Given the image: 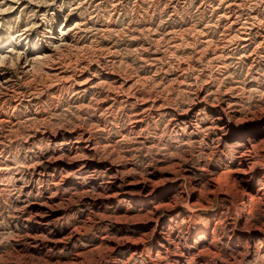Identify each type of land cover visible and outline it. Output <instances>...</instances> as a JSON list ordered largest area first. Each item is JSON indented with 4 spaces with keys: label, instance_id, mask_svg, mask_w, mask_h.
<instances>
[{
    "label": "rangeland",
    "instance_id": "rangeland-1",
    "mask_svg": "<svg viewBox=\"0 0 264 264\" xmlns=\"http://www.w3.org/2000/svg\"><path fill=\"white\" fill-rule=\"evenodd\" d=\"M63 24L54 67L89 64L98 84L1 68L0 264H264V199L235 211L183 179L231 182L246 153L264 187V0H0L3 44L26 32L49 48ZM80 134L99 153L81 176L51 163ZM133 180L165 181L137 199Z\"/></svg>",
    "mask_w": 264,
    "mask_h": 264
},
{
    "label": "bare ground",
    "instance_id": "bare-ground-1",
    "mask_svg": "<svg viewBox=\"0 0 264 264\" xmlns=\"http://www.w3.org/2000/svg\"><path fill=\"white\" fill-rule=\"evenodd\" d=\"M233 25H234V23H233ZM72 28H73V26L69 27L67 24H63L61 26V28H60L59 33L55 34L54 36H52L50 38V42L49 43H50L51 47H49V48H44L42 46L41 42H37L36 44L32 43L30 37L27 36L26 32H24V33L22 32V34L17 35L15 37V39L8 40L4 44L2 43V41H1L2 39L0 38V86L5 84L3 82L4 81L3 80V76H2L3 73L1 71V68H3L7 64L16 63L18 65H21V69L23 71L22 73H24V74L32 73L33 71H35L39 67H46V69H49V73H48L49 74V76H48L49 79L59 78L61 80L60 81L61 83H59L58 85L64 86L67 89H72L70 91H77L78 93H81V92H87L88 88H90V87L94 88L98 84L97 82H98L99 79L96 80V77L91 74V70H90V65L89 64H87V65L85 64L83 67H80V68L77 67L78 65L76 66L77 68H72L71 66H65V65L62 66L61 64H60L61 66L59 65V67H57V66L54 67V65H53V61H56V62L59 61V59L54 58L56 53L61 51L63 48L70 47V42H69L70 40L68 41L69 44H66L67 43L66 42V40H67L66 38H67L68 33L71 31ZM245 39H246V37H245ZM49 62H52V63H49ZM60 62H62V61H60ZM60 62H57V63H60ZM94 75H96V74H94ZM105 75L110 77V75H112V73H110V71H109ZM129 83H131L129 80L123 79L122 82L120 83V86L125 89L126 85L129 84ZM126 91H127V89H126ZM116 94H117V92H116ZM104 98L106 99V97H104ZM147 106L148 105H147V103L145 101L140 105V107L142 109L144 108V110H148L149 106H148V108H147ZM137 127H138L137 125H134L135 129ZM39 137H41V136H39ZM61 153H63L62 156L52 160L51 163L55 167L58 166L57 168L62 167L61 168L62 171L65 170V168H67L66 170H69V171H71L73 173H76L77 175L79 174L80 176L82 174H84L86 172V170L88 171V169L90 168L89 157L93 156V158H94V156L96 154H99L98 153V149H97L96 141L94 139H91L90 136H87V134H80L78 136V141L73 143L68 150L62 149ZM64 155H66V158H67L68 162H67V160L64 159ZM249 157L250 156L248 154H246V153L242 155L241 160H240L241 162L238 165L239 166L238 169L235 170L234 172H232L237 177H236V179L231 180V182H229L230 180L227 179L228 178L227 175L230 174V173H228V174H222L220 176H212L211 179L208 180L207 182H203L202 184H199V181L196 180L195 176H189L188 175V171L187 170H185L183 172V179L188 181V183L191 186V189L194 191V193H199V187L203 188L202 190H200V193L206 192L207 195H212V197L214 196L216 198L220 197L222 199H225V200H227L229 202V204L232 206V208L235 211L238 210V211L244 212L245 211L244 209L246 207H249L251 204H256V203L259 204L264 199V187L259 189L258 190L259 192L257 194H254V190H253L254 189V182H252V177H253V171L258 166V163L254 162V160L251 159V158L249 159ZM66 165H67V167H66ZM197 171L199 172V169ZM201 171H204L203 168L201 169ZM227 180H228V183L226 182ZM164 181L165 180L160 181L159 183H156L154 181L152 182V180H150L149 182L145 181L143 183H140V182L135 181V180L129 181V183H127V185L129 186V188L133 189V192H130V193L127 192V194H129L131 198H133V197H136V198L137 197H142L144 199H152V197L155 196V194H157V191L159 189V184L163 183ZM167 181L170 182V178L168 180H166L165 182H167ZM70 182L72 183V181H70ZM225 182H226L227 186H226ZM76 183H78V182L76 181ZM57 184H59V183H57ZM84 187H85V185H84ZM80 188H81V186H80ZM71 189H73V188L71 187ZM35 190H36V188H35ZM75 190H76V188H75ZM115 195L118 196V195H121V194H118L116 192L113 195H106V197H102V198L103 199H111ZM137 199H139V198H137ZM139 201L140 200H138V202ZM193 205H196V203H194ZM187 206H190V205H187ZM168 207L172 208V210H170L171 213L173 211L177 210V209H175V205L172 206V203L169 204ZM155 209L157 210L158 208H155ZM50 210H52V209H50ZM190 210H191L190 208L187 209V211L189 213H191ZM175 212H176V214H175L176 215V219L179 218V217L184 218L186 216V212L185 213H181L180 210H177ZM152 213L153 212H150V214H152ZM244 214H246V212ZM47 215L48 214L45 211L42 214H39V215H37L35 217L44 221L46 219V217H48ZM195 218H196V216H195ZM250 232H252V233H254V232L255 233H260L261 230H259V228H255V229H252V231H250ZM243 233H249V230L246 231V232H243ZM146 236H144V237H146ZM32 237H34V236H32ZM138 239H140V238H138ZM143 240H144V238L141 239V240L128 238V239L125 240L124 246H125V248H127L129 246L132 249V251H134L133 254L137 255V254L140 253V250H141L140 249L141 248V244H139L140 242H138V241H143ZM62 241H60V242H62ZM145 241L146 240H144V242ZM52 242L58 244V242H56L54 240ZM163 244L164 243H163L162 239L159 240V245L158 246L160 247V249L164 247ZM122 246H123V244H122ZM118 247H119V245H118ZM110 248L115 250V248H113V247H110ZM108 250H110V249H108ZM144 250H145V248L142 249V253H143ZM209 254H211L210 250H208V254H206V255H209Z\"/></svg>",
    "mask_w": 264,
    "mask_h": 264
}]
</instances>
